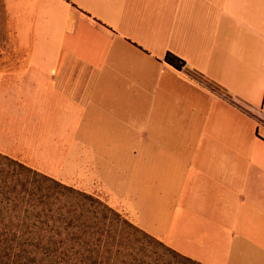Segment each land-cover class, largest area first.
Wrapping results in <instances>:
<instances>
[{"label":"crops","instance_id":"crops-1","mask_svg":"<svg viewBox=\"0 0 264 264\" xmlns=\"http://www.w3.org/2000/svg\"><path fill=\"white\" fill-rule=\"evenodd\" d=\"M13 2L0 119L64 147L34 168L202 264H264V0Z\"/></svg>","mask_w":264,"mask_h":264},{"label":"trees","instance_id":"trees-1","mask_svg":"<svg viewBox=\"0 0 264 264\" xmlns=\"http://www.w3.org/2000/svg\"><path fill=\"white\" fill-rule=\"evenodd\" d=\"M165 60L182 71L186 62ZM0 264H202L97 195L0 152Z\"/></svg>","mask_w":264,"mask_h":264},{"label":"rangeland","instance_id":"rangeland-1","mask_svg":"<svg viewBox=\"0 0 264 264\" xmlns=\"http://www.w3.org/2000/svg\"><path fill=\"white\" fill-rule=\"evenodd\" d=\"M11 1L12 4H10L9 9H7L6 0H0V61L3 60L6 62V66L8 67L14 66L16 62V59L14 58L16 56L15 53L16 51L22 50L21 44L15 41V35L19 33L16 27L18 25L20 26V24L17 25L16 23L18 16L15 13L14 2L13 0ZM3 103L4 100L2 101L0 98V110L2 109L1 104ZM12 106L14 105L12 104ZM12 106L9 105V109L13 110ZM6 116L12 115L6 114L2 119H0V135H5L7 137L9 133L13 134L14 132H18L19 138L24 140L19 141L17 148L24 151L28 157L23 154L16 153L15 151H12L9 155L26 162L30 166L36 167V165L29 158L31 157L32 159L37 160V164L39 166L48 167L50 168L49 170H55L59 165L58 163L62 157L64 149L62 140L59 139L56 145L54 138H52L51 131L47 128H45V130L41 129L43 124L33 123L27 118L25 120L23 116L21 117L22 120H20V122L16 125L15 120L13 121V117ZM15 126H18V131L13 130V128H16ZM7 139L10 141L9 138ZM0 151H6V149L0 148ZM43 172L47 173L45 171ZM60 180L63 181V179ZM75 188L84 190V188L79 186H76Z\"/></svg>","mask_w":264,"mask_h":264}]
</instances>
